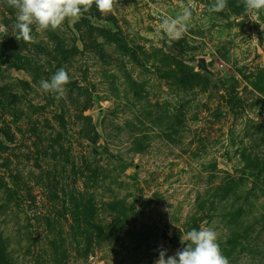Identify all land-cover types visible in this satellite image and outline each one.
<instances>
[{
  "label": "rangeland",
  "instance_id": "374dc122",
  "mask_svg": "<svg viewBox=\"0 0 264 264\" xmlns=\"http://www.w3.org/2000/svg\"><path fill=\"white\" fill-rule=\"evenodd\" d=\"M211 3L114 0L25 43L0 0V264H154L201 227L264 264V10ZM61 67L57 101L39 82Z\"/></svg>",
  "mask_w": 264,
  "mask_h": 264
},
{
  "label": "clouds",
  "instance_id": "9594fccd",
  "mask_svg": "<svg viewBox=\"0 0 264 264\" xmlns=\"http://www.w3.org/2000/svg\"><path fill=\"white\" fill-rule=\"evenodd\" d=\"M245 13L264 10V0H240ZM9 7L16 10V20L12 25L13 33L18 41L28 43L33 40V27L37 32L56 31L66 20H79L89 12L93 5L103 15L113 10L114 0H7ZM227 0H212L209 13H219L227 8ZM239 6V4H238ZM190 6H183L174 18H165L161 29L170 40H179L192 18ZM264 28V25H261ZM69 73L59 68L50 79H41L39 89L43 94H52L59 101L66 92L70 82ZM169 211L168 209H165ZM174 226H176L173 223ZM180 243L184 245L176 253L169 256L164 248L158 249L159 258L154 264H229L222 254L217 235L211 228H193L182 232Z\"/></svg>",
  "mask_w": 264,
  "mask_h": 264
},
{
  "label": "water",
  "instance_id": "95a60500",
  "mask_svg": "<svg viewBox=\"0 0 264 264\" xmlns=\"http://www.w3.org/2000/svg\"><path fill=\"white\" fill-rule=\"evenodd\" d=\"M194 66L197 71H199L200 73L204 74L209 78L211 85H215V84L220 85V79L217 73L210 67L209 60L206 56L198 57ZM93 153L95 154V156H100L99 151L96 148H93ZM219 162L221 165H223L226 168L230 167V164L223 159H220ZM136 166L138 167L139 165ZM166 235H167V231L163 229L162 237H165Z\"/></svg>",
  "mask_w": 264,
  "mask_h": 264
}]
</instances>
